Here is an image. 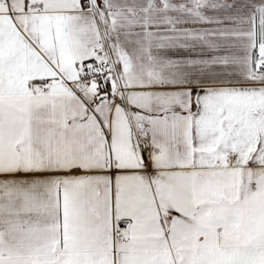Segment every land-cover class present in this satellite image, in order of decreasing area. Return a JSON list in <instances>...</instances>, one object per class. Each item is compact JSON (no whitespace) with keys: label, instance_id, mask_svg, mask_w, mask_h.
<instances>
[{"label":"snow or ice","instance_id":"snow-or-ice-1","mask_svg":"<svg viewBox=\"0 0 264 264\" xmlns=\"http://www.w3.org/2000/svg\"><path fill=\"white\" fill-rule=\"evenodd\" d=\"M0 264H264V0H0Z\"/></svg>","mask_w":264,"mask_h":264}]
</instances>
